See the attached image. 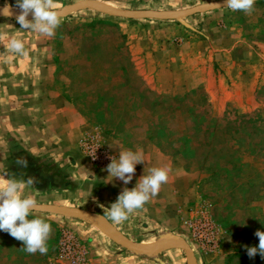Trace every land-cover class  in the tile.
Returning <instances> with one entry per match:
<instances>
[{
  "label": "rangeland",
  "instance_id": "1",
  "mask_svg": "<svg viewBox=\"0 0 264 264\" xmlns=\"http://www.w3.org/2000/svg\"><path fill=\"white\" fill-rule=\"evenodd\" d=\"M79 1L82 0H60V9ZM89 1L115 5L118 9H144L152 12L196 6L189 5L196 0ZM16 4L17 0H8L0 6L20 12ZM183 6L187 7L181 8ZM210 11H224V22H228L230 31L235 32L238 40L252 46L249 54L258 51V55H264V0H256L255 10L251 14L226 7ZM61 17L62 23L55 35H45L44 58L51 65L55 93L79 112L89 122V130L97 131L109 147L114 144L125 147L153 145L179 166L198 174V199L194 207L196 214L185 229L137 219L127 224L126 228L117 230L124 237L141 243L184 240L194 257L199 256L201 250L217 247L218 252L223 254L222 264H264V258L259 253L251 259L245 249V246L258 247L259 239L255 233L258 230L264 231V149H259L255 142L249 146V139H239L224 145L216 140L219 144L213 147L197 149L194 145L196 157L190 153L183 156L180 149L193 145L189 136L193 133L188 131L191 112L199 109L212 113L214 117H221L225 113L233 119V113L239 111L230 101L214 105L206 87L203 84L196 85V80L192 84L172 85L168 92L162 91L156 83L155 71L150 72L146 68L148 58L145 51L148 47L140 50L144 46L138 39L140 31L145 32L149 28L155 31L163 28L154 27L156 23L184 18L159 20L119 17L88 6H82ZM11 19L17 21L16 18ZM167 28L164 26L163 29ZM163 33L166 34L165 31ZM143 39L148 46L154 36L152 33L145 34ZM160 42L161 37L158 38V44ZM198 60L194 59L189 65L197 67ZM217 69L224 72L215 63L214 71L210 73L212 79L218 73ZM169 77L166 79L171 81ZM180 80L187 81L185 77ZM205 101L208 104H203ZM247 112L259 113L264 117V70L256 79L253 89V108ZM244 133L237 136L243 137ZM263 136L264 133L258 138ZM205 154L209 158L203 159ZM27 191L38 203L56 205V201H59L54 198L52 191L46 189H36L30 185ZM72 216L55 211L34 212L29 216V219L44 218L52 225L53 232L47 241L46 255L27 253L22 248V241L0 230V264H53L61 230L69 228L77 232L71 225V219L79 216ZM87 221H91L102 233L103 229L93 220ZM198 230L203 235L212 230V242H206L203 236L200 237ZM79 238L82 243L85 241ZM207 243L213 245L212 248H208ZM86 248L89 253L90 248ZM186 253L185 248L174 247L161 248L151 252V255L160 254L169 259L171 264H187Z\"/></svg>",
  "mask_w": 264,
  "mask_h": 264
},
{
  "label": "crops",
  "instance_id": "2",
  "mask_svg": "<svg viewBox=\"0 0 264 264\" xmlns=\"http://www.w3.org/2000/svg\"><path fill=\"white\" fill-rule=\"evenodd\" d=\"M213 1L217 0H196L189 5ZM7 2L0 0L1 5ZM184 7L187 6L181 8ZM222 14L224 11H208L188 15L180 21L156 23V28H169L140 31L138 39L144 44L140 50L148 47L146 68L155 71L156 83L162 91L168 92L172 85L192 84L196 80V85L206 87L214 105L230 101L239 112H247L253 108V89L264 70V55H258V51L250 55L252 46L237 39ZM151 33L153 42L146 46L142 37ZM160 37L162 42L158 44ZM13 39L23 42L26 55L10 50ZM45 46V35L26 31L14 19L0 17V178H31V186L52 191L54 198L59 199L56 205L101 214L118 230L137 219L185 229L196 214L198 174L179 166L153 145H110L116 160L120 151L129 149L144 154L145 161L136 165L135 175L127 185L109 176L107 168L92 165L80 147L90 124L55 93L51 65L44 58ZM194 59H199L197 67L189 65ZM215 63L224 72L217 69L212 79L210 73ZM168 76L171 81L166 79ZM183 77L186 82L180 80ZM19 158L27 160L26 168L17 165ZM153 167L171 169L169 180L159 193L122 223L107 218L108 208L119 195L125 189L135 188ZM29 188L30 185L26 186L25 191ZM87 220L74 217L71 225L85 240L83 244L90 248L92 264H171L160 254L129 251L110 241L106 231L102 230L103 235ZM218 251L217 247L201 250L199 256H195L196 264H222L223 254Z\"/></svg>",
  "mask_w": 264,
  "mask_h": 264
},
{
  "label": "clouds",
  "instance_id": "3",
  "mask_svg": "<svg viewBox=\"0 0 264 264\" xmlns=\"http://www.w3.org/2000/svg\"><path fill=\"white\" fill-rule=\"evenodd\" d=\"M225 7L232 11H242L251 14L255 10L256 0H224ZM16 6L20 14L16 17L21 28L46 36H54L56 29L62 23L60 15V0H17ZM33 19L29 20V14ZM10 50L26 55L23 42L13 39ZM95 158V156L93 157ZM144 160L143 152L131 149L120 151L119 159H112L108 165L109 176L119 178L127 185L135 175L136 165ZM17 165L27 167V160L19 158ZM171 169L153 167L148 175H144L137 186L131 190L125 189L115 203L111 204L106 213L107 218L115 223H122L129 215L142 209L144 205L156 196L161 186L168 182ZM33 185V179L0 178V230L9 233L13 238L23 242V249L29 254L48 253L47 241L53 232L52 225L44 218L29 219L39 206L35 197L25 195L26 186ZM258 247L245 246L249 258L254 259L259 253L264 258V231H257Z\"/></svg>",
  "mask_w": 264,
  "mask_h": 264
},
{
  "label": "water",
  "instance_id": "4",
  "mask_svg": "<svg viewBox=\"0 0 264 264\" xmlns=\"http://www.w3.org/2000/svg\"><path fill=\"white\" fill-rule=\"evenodd\" d=\"M82 6L91 7L97 11L113 15L119 17H138L144 19H159V20H170L180 17H185L194 13H201L210 10H214L217 8L225 7L224 0H217L208 3H202L196 6H192L189 8L179 9V10H172L167 12H152L149 10L144 9H115V8H108L102 6L100 4H96L89 0H82L74 4H69L62 7L60 11V15H64L69 13L73 10H76ZM20 12H14L7 9H4L0 6V15L8 16L11 18H16ZM28 19H33L32 14L30 13ZM39 206L37 207V211H55L60 213H65L69 215L79 216L82 218H88L90 220L95 221L104 231H106L110 237L118 244H121L127 248L133 249L138 253L148 254L153 251L159 250L161 248H174L180 247L185 248L187 250L186 253V262L187 264H196V259L192 255L191 248L184 240H176L170 241L166 243L156 242L153 245L147 247L143 245L141 242L132 241L127 237H124L114 226L110 225L108 220L101 214L90 212L84 209L70 207V206H63V205H55V204H44L38 203Z\"/></svg>",
  "mask_w": 264,
  "mask_h": 264
},
{
  "label": "trees",
  "instance_id": "5",
  "mask_svg": "<svg viewBox=\"0 0 264 264\" xmlns=\"http://www.w3.org/2000/svg\"><path fill=\"white\" fill-rule=\"evenodd\" d=\"M206 103L205 101L203 104ZM190 115L188 131L189 133H193L189 135L190 140L193 141V145L183 146L180 149V153L183 156L190 153L196 157L197 153L194 151V145L199 149L205 146L213 147L219 143L224 145L239 139H249V146L255 142V144L259 145V149H264V136L260 139L258 138V136L264 133V117H261L259 113H240L235 111L233 113L234 118L230 119L227 116L228 114L225 113L221 117H214L210 112L196 109ZM243 132H245V136H237ZM216 140L219 143H216ZM205 158H209V155L205 154L203 159Z\"/></svg>",
  "mask_w": 264,
  "mask_h": 264
},
{
  "label": "built area",
  "instance_id": "6",
  "mask_svg": "<svg viewBox=\"0 0 264 264\" xmlns=\"http://www.w3.org/2000/svg\"><path fill=\"white\" fill-rule=\"evenodd\" d=\"M80 147L89 162L97 168H107L112 159H115L114 152L102 140L97 131L88 130L80 141ZM94 156L95 158H93ZM197 234L200 237L203 236L206 242H212L210 237L213 234L212 230L205 235L198 230ZM212 246L207 243L208 248H212ZM53 264H92L88 249L81 242L79 236L69 228L62 229L59 234L53 255Z\"/></svg>",
  "mask_w": 264,
  "mask_h": 264
},
{
  "label": "bare ground",
  "instance_id": "7",
  "mask_svg": "<svg viewBox=\"0 0 264 264\" xmlns=\"http://www.w3.org/2000/svg\"><path fill=\"white\" fill-rule=\"evenodd\" d=\"M96 4H100V5H102V6H105V7H108V8H115V9H118L115 5H111V4H106V3H99V2H95ZM74 11V10H73ZM70 13V12H69ZM64 206V205H63ZM95 222V221H94ZM96 223V222H95ZM97 224V223H96ZM98 225V224H97ZM109 235V234H108ZM110 236V235H109ZM166 242V241H165ZM162 243H164V242H162ZM143 245H145V246H147V247H149V246H151V245H153L154 244V241H148L147 243H142Z\"/></svg>",
  "mask_w": 264,
  "mask_h": 264
}]
</instances>
